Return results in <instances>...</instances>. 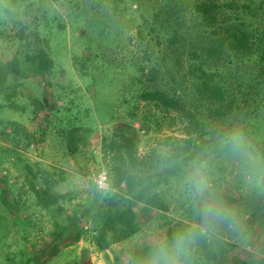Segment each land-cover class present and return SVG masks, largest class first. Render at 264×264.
I'll use <instances>...</instances> for the list:
<instances>
[{
  "label": "trees",
  "instance_id": "obj_1",
  "mask_svg": "<svg viewBox=\"0 0 264 264\" xmlns=\"http://www.w3.org/2000/svg\"><path fill=\"white\" fill-rule=\"evenodd\" d=\"M105 1L112 2L117 10L124 0ZM218 1L195 0L191 8L187 7L186 0L155 2L151 14L144 16L138 26L136 40L141 49L126 67L113 64L114 60L103 54V50H92L88 57L77 59L76 68L85 76L89 68L100 65L111 86L120 75L117 71L120 68L126 70L124 89L127 95H124L123 105L127 106L128 117L137 119L140 104L144 103L159 113L173 114V120L183 126L184 134L181 138L165 137L157 148L144 156L139 155V142L131 125L117 127L116 135L103 141L104 156L109 159L110 191L101 192L96 186L94 189L96 202L99 197L103 202L93 227L95 245L100 250L140 231L138 224L131 225L134 205L168 213L172 203L171 190L184 181V193H190L196 169L206 166L220 174L226 163L237 161L236 180L240 182L233 186L241 191L245 183L256 181L260 169L264 168V153L258 167L253 165L249 155L259 154L258 147L264 145V0L259 5L255 0L242 3L238 0ZM72 2L76 10H82L79 1ZM101 15L102 24L97 22L93 26L116 28L115 23L106 22L111 18L108 13ZM42 16L41 10H37L31 21H20L18 50L8 61L0 58V96L3 99L0 117L1 110L17 105L18 81L51 76L55 70L49 41L41 33L45 24ZM98 32L103 35L102 31ZM98 79L96 75L91 81L93 89L100 94L97 109L114 120L113 107L104 101ZM44 120L46 126L61 138L68 154L76 155L75 140L81 134L82 120L77 105L50 106ZM156 120L160 129L161 124L158 118ZM224 122H228L226 130L222 128ZM4 126V134L12 126L8 136L13 134L14 139L23 133L16 122H6ZM25 136L30 138V135ZM237 138L238 148L233 143ZM27 180L37 200L42 202L46 197V202H50L47 204L51 205L53 197L38 187L36 179L29 175ZM261 188H264L263 184ZM246 209L243 214L253 220L250 227L259 226L264 231V203L260 211ZM204 221L203 216H198L193 225L175 223L164 238L134 249L133 264H146L157 242L171 243L179 233H190L194 237V242L181 256L182 264H220L222 251L224 248L230 250L232 246L216 237L212 231L214 225L208 226ZM226 222L227 225L235 224L236 219L229 216ZM84 229L79 223L78 239L84 235ZM106 256L112 259L108 253ZM31 261L28 257L20 264ZM229 264L257 263L234 257L229 259Z\"/></svg>",
  "mask_w": 264,
  "mask_h": 264
},
{
  "label": "rangeland",
  "instance_id": "obj_2",
  "mask_svg": "<svg viewBox=\"0 0 264 264\" xmlns=\"http://www.w3.org/2000/svg\"><path fill=\"white\" fill-rule=\"evenodd\" d=\"M72 1L0 0V58L8 61L18 50L20 21H31L37 10H41L45 18L41 33L48 39L49 50L56 63L51 76L18 81L16 108L1 110L0 264H20L28 257L32 259L30 264H133L134 249L164 238L175 223L193 225L198 216H203L208 226L214 225L212 231L216 237L232 246L230 250L224 248L220 264H229V259L234 257L264 264V231L259 226L251 228L253 220L248 214H243L246 208L261 210L264 168L260 169L256 181L245 183L241 191H237L233 186L240 182L236 180L237 161L226 163L224 172L220 174L206 166L196 169L190 193H184V181L171 190L172 203L168 213L134 205L131 225L138 224L140 231L127 240L111 243L106 250L95 245L93 227L103 202L102 197L96 202L95 185L90 177L93 172L109 173V159L104 156L103 141L115 136L117 127L131 125L139 142V155L144 156L157 148L165 137L181 138L184 134L183 126L173 120V114L159 113L144 103L140 104L137 119L128 117L127 106L123 105L127 92L124 89L126 70L120 68L117 71L120 75L111 86L106 82L100 65L89 68L86 76L76 68L77 59L88 57L92 50H103V54L114 60L113 64L126 67L141 49L136 40L138 26L144 16L151 14L154 3L159 0H124L117 10L112 2L105 0H76L83 7L81 11L76 10ZM186 1L187 7L191 8L195 0ZM226 1L231 0L218 2ZM261 1L255 0L257 5ZM107 13L111 18L106 22L115 23V29L93 26L97 22L101 25V14ZM96 75L99 76L97 85L101 87L104 101L113 107L114 120L97 109L100 94L91 84ZM2 101L0 96V103ZM73 103L80 110L82 120L81 134L75 140L78 151L71 156L61 138L46 126L44 119L50 106L64 108ZM63 115L59 114L60 117ZM156 118L161 124L160 129ZM6 122L18 123L22 135L16 139L13 134L8 136L12 126L4 134ZM222 128L228 129V122L222 123ZM257 151L259 154H249L255 167L263 161L264 145H260ZM29 175L36 179L41 190L53 197L51 205L47 204L49 200L46 202V197L42 202L37 200L30 190ZM201 179L204 187L198 190ZM209 204H217L227 210V217L236 219V223L227 225V218L207 220L203 210ZM89 209L90 213L87 212ZM79 223L85 228L80 239L76 233Z\"/></svg>",
  "mask_w": 264,
  "mask_h": 264
},
{
  "label": "clouds",
  "instance_id": "obj_3",
  "mask_svg": "<svg viewBox=\"0 0 264 264\" xmlns=\"http://www.w3.org/2000/svg\"><path fill=\"white\" fill-rule=\"evenodd\" d=\"M235 147H239L238 138L233 141ZM204 187L201 179L199 188ZM207 220L227 218L228 212L217 204H209L203 210ZM194 242L190 233L177 234L171 243L168 241L157 242L152 252L149 253L146 264H182L181 256L186 252L188 246Z\"/></svg>",
  "mask_w": 264,
  "mask_h": 264
},
{
  "label": "built area",
  "instance_id": "obj_4",
  "mask_svg": "<svg viewBox=\"0 0 264 264\" xmlns=\"http://www.w3.org/2000/svg\"><path fill=\"white\" fill-rule=\"evenodd\" d=\"M90 178L99 191L101 192L110 191L109 175L107 171L93 172Z\"/></svg>",
  "mask_w": 264,
  "mask_h": 264
}]
</instances>
